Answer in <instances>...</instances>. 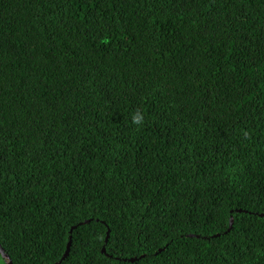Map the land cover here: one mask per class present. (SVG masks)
<instances>
[{"label":"trees","instance_id":"trees-1","mask_svg":"<svg viewBox=\"0 0 264 264\" xmlns=\"http://www.w3.org/2000/svg\"><path fill=\"white\" fill-rule=\"evenodd\" d=\"M262 214L264 0H0L13 264H264Z\"/></svg>","mask_w":264,"mask_h":264},{"label":"water","instance_id":"water-1","mask_svg":"<svg viewBox=\"0 0 264 264\" xmlns=\"http://www.w3.org/2000/svg\"><path fill=\"white\" fill-rule=\"evenodd\" d=\"M262 215H264V214H262ZM88 221L89 220H87L86 222H88ZM233 222H234V219L232 218L231 222H230V228L229 229H231V227L233 226ZM74 228L75 227H73V229ZM109 237H110V230L108 231V235H107V239H106L107 241H108ZM71 244H72V236H71L70 241L68 243L67 251H66L65 255L63 256V259L69 254L70 248H71ZM160 250L162 251V249H160ZM0 251H1L2 255H3V257L5 258L7 264H13V261H12L10 255L5 251V249L3 248L1 242H0ZM103 252H106V248H103ZM135 260H136V258H131V261H135Z\"/></svg>","mask_w":264,"mask_h":264},{"label":"clouds","instance_id":"clouds-1","mask_svg":"<svg viewBox=\"0 0 264 264\" xmlns=\"http://www.w3.org/2000/svg\"><path fill=\"white\" fill-rule=\"evenodd\" d=\"M134 122L137 123V124H139V123L142 122V118L138 116V117H136V118L134 119Z\"/></svg>","mask_w":264,"mask_h":264}]
</instances>
